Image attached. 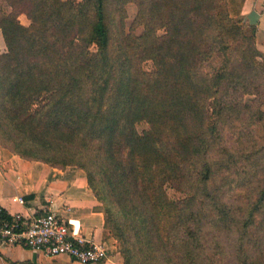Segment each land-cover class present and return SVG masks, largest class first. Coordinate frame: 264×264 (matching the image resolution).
<instances>
[{
  "label": "trees",
  "instance_id": "obj_1",
  "mask_svg": "<svg viewBox=\"0 0 264 264\" xmlns=\"http://www.w3.org/2000/svg\"><path fill=\"white\" fill-rule=\"evenodd\" d=\"M7 2L0 143L82 168L124 264H264V53L245 0Z\"/></svg>",
  "mask_w": 264,
  "mask_h": 264
},
{
  "label": "crops",
  "instance_id": "obj_2",
  "mask_svg": "<svg viewBox=\"0 0 264 264\" xmlns=\"http://www.w3.org/2000/svg\"><path fill=\"white\" fill-rule=\"evenodd\" d=\"M245 24L256 29V45L264 53V0H245ZM0 39L4 41L3 34ZM5 43V41H4ZM6 47V44H5ZM20 198L25 199L22 203ZM0 206L10 214H29L51 208L73 220L86 237L108 247V257L99 264H124L114 239L107 234L102 203L90 188L85 171L76 166H55L28 159L0 143ZM0 264H83L68 255L48 256L24 245L4 247ZM96 264V263H93Z\"/></svg>",
  "mask_w": 264,
  "mask_h": 264
},
{
  "label": "built area",
  "instance_id": "obj_3",
  "mask_svg": "<svg viewBox=\"0 0 264 264\" xmlns=\"http://www.w3.org/2000/svg\"><path fill=\"white\" fill-rule=\"evenodd\" d=\"M73 224L72 219L47 207L29 214H10L0 206V255L4 247L24 245L51 257L68 255L83 264L105 261V243L86 237Z\"/></svg>",
  "mask_w": 264,
  "mask_h": 264
},
{
  "label": "rangeland",
  "instance_id": "obj_4",
  "mask_svg": "<svg viewBox=\"0 0 264 264\" xmlns=\"http://www.w3.org/2000/svg\"><path fill=\"white\" fill-rule=\"evenodd\" d=\"M15 6H16L15 8L14 7L12 8L8 4V2L6 3V0H0V8L2 10H4V12H8L9 13V12H12V11L17 10V9L20 10L21 7L19 5H15ZM125 8H126V11H127V14H128V18L126 20L127 27H129L130 24H131V22L133 21V19L135 18L136 14H137V6L134 3H128V4H126V7ZM18 18L25 25H29L31 23V20L29 19V17L25 13H19L18 14ZM248 29H250V27ZM141 31H142V28H139V29L136 30V32L139 33V34L141 33ZM160 32H163V31L161 30ZM0 34H2L1 29H0ZM92 49L95 50L96 47L95 46H92ZM0 50L2 52L6 51L5 43L1 39H0ZM140 65L145 70L151 71V70L154 69V62L152 60L142 61L140 63ZM244 98H245V100L247 102H251L252 99L254 98V95L247 94V95L244 96ZM147 127H148V124L147 123H142V124H140L138 126V129L140 131H142L143 129H145ZM166 190L168 192V195L172 199L178 200V199H182V198H184L186 196L183 192H180V191L176 190L175 188H173V187H171L169 185L166 187ZM107 234L110 235V236H112L114 238L112 240V242L115 244V246L117 247L118 251L120 252V242H119V240L116 238V236L111 231L108 230L107 231ZM224 243H227V240H225ZM208 249L209 248L207 246V249L206 250H208ZM120 254H121V256L123 258V262H124V257H123V255H122L121 252H120Z\"/></svg>",
  "mask_w": 264,
  "mask_h": 264
}]
</instances>
